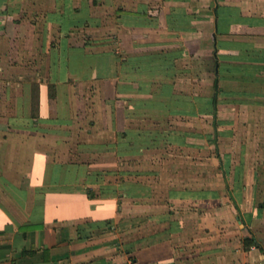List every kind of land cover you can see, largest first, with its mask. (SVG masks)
<instances>
[{
  "label": "crops",
  "instance_id": "1",
  "mask_svg": "<svg viewBox=\"0 0 264 264\" xmlns=\"http://www.w3.org/2000/svg\"><path fill=\"white\" fill-rule=\"evenodd\" d=\"M262 261L264 0H0V264Z\"/></svg>",
  "mask_w": 264,
  "mask_h": 264
},
{
  "label": "built area",
  "instance_id": "2",
  "mask_svg": "<svg viewBox=\"0 0 264 264\" xmlns=\"http://www.w3.org/2000/svg\"><path fill=\"white\" fill-rule=\"evenodd\" d=\"M259 264H264V261L260 262Z\"/></svg>",
  "mask_w": 264,
  "mask_h": 264
},
{
  "label": "rangeland",
  "instance_id": "3",
  "mask_svg": "<svg viewBox=\"0 0 264 264\" xmlns=\"http://www.w3.org/2000/svg\"><path fill=\"white\" fill-rule=\"evenodd\" d=\"M8 111V113L10 112V110H7Z\"/></svg>",
  "mask_w": 264,
  "mask_h": 264
}]
</instances>
